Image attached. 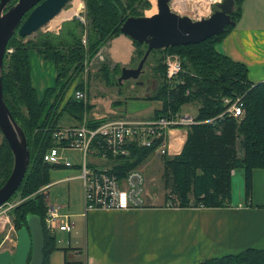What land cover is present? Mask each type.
<instances>
[{
  "label": "trees",
  "instance_id": "trees-1",
  "mask_svg": "<svg viewBox=\"0 0 264 264\" xmlns=\"http://www.w3.org/2000/svg\"><path fill=\"white\" fill-rule=\"evenodd\" d=\"M243 1L234 0L236 10L231 19L235 23L241 17ZM84 6L85 25L74 17L58 35L39 34L35 41L24 42V38L15 33L6 48L12 49V52L5 54L3 60V100L12 118L22 129L30 152L27 173L13 196L17 193L21 198L35 196L14 208L11 219L17 231L26 226L28 215H36L41 219L44 233L42 264H49L50 255L57 247L55 238L45 229L47 207L45 198L37 191L50 184V172L53 169H64L44 163L42 155L54 145L52 132L61 114L66 113L80 120L84 112L83 104L74 99H68L60 109L64 95L82 74L86 56L92 58L110 40L119 36L121 25L126 19L143 17L144 12L151 8V3L150 0H84ZM232 28L226 27L222 34L197 44L152 51L149 54L148 59L158 57L160 60L156 88L149 97H144L162 102L161 111L154 116L166 115L168 111L178 113L187 104L198 106L193 123L187 127L181 152L173 158H161L160 178L165 192L164 200L168 202L172 198L171 207L229 208L231 177L239 169L243 173L244 198L248 202L252 193V172L264 169V81L255 84L249 82L246 67L216 49ZM84 32L87 37L86 47L81 43ZM133 44L137 50L132 65H137L146 46L135 41ZM30 50L52 61L56 71V86L59 90L54 96L55 88L46 89L42 101L37 99L31 85L28 61ZM164 52L177 54L183 68V73L171 83L167 81L165 67L161 64ZM108 65H101L103 71H107ZM112 70L120 72L118 66ZM237 97H243L244 114L241 118L224 113L226 105L223 104V98L234 100ZM102 122L99 120L90 124L95 126ZM151 154L152 149L133 147L129 157L118 160L121 167L114 171L122 174L123 171L137 168ZM12 166L11 151L2 138L0 187L9 177ZM197 264H264V248H247L236 254H226Z\"/></svg>",
  "mask_w": 264,
  "mask_h": 264
},
{
  "label": "crops",
  "instance_id": "crops-1",
  "mask_svg": "<svg viewBox=\"0 0 264 264\" xmlns=\"http://www.w3.org/2000/svg\"><path fill=\"white\" fill-rule=\"evenodd\" d=\"M216 49L232 61L243 64L249 82L255 84L264 81V0L243 1L241 17ZM136 50L133 41L120 34L97 54L100 53L110 69L118 66L121 71L124 67L134 68L132 60ZM28 61L31 85L37 99L42 101L48 88H55V96L59 87L56 86L53 62L45 60L35 50L28 52ZM79 85H84L88 97L82 118L76 120L66 113L61 114L64 116L57 121L58 127L74 126L84 116L89 121L103 118L147 120L162 109V102L158 100L130 98V95L128 98L121 93L110 94V98L93 92L91 82L84 81L83 74L74 80L62 103L73 99L74 90ZM155 88L156 85H153L147 97ZM180 112L189 114L181 109ZM84 113H88V116ZM196 114L189 115L194 118ZM186 135L187 127L168 130L167 158L181 152ZM159 158L161 161L162 157ZM68 171L64 168L50 172L48 189L50 185L72 179L74 176H60ZM49 205L58 207L61 214L72 215L74 221L70 234L56 232L53 235L57 250L51 253L49 264H197L225 253L236 254L247 248H264V169L252 172L250 200L246 202L245 198H240L236 206L230 205L227 209H180L167 207V203L163 202L128 211H93L83 218L82 203L70 213H63L61 209L65 207L51 204L50 201ZM219 215L226 218L222 220L218 218ZM57 234L66 237L65 243L64 238L60 240ZM78 236L79 239L76 238ZM71 239L80 240L82 245H71ZM74 244H77L76 240ZM90 247L96 248L101 255L95 256Z\"/></svg>",
  "mask_w": 264,
  "mask_h": 264
},
{
  "label": "built area",
  "instance_id": "built-area-1",
  "mask_svg": "<svg viewBox=\"0 0 264 264\" xmlns=\"http://www.w3.org/2000/svg\"><path fill=\"white\" fill-rule=\"evenodd\" d=\"M221 1L197 0L198 9L194 11L190 0H169V8L180 16L197 21L208 18L215 4ZM190 11L194 14L191 15ZM78 18L84 23L82 18ZM163 63L169 83L183 73L181 60L177 55H167ZM72 98L84 107L87 105L86 91L75 90ZM242 98H223V104L226 105L224 113L241 118L244 114ZM221 117L220 115L219 118ZM90 122L96 121H89L84 116L74 126H56L52 132L54 145L42 155V161L48 165L73 168L78 172L77 178L82 185L83 218L93 211H128L147 207V181L144 173L137 167L118 174L114 171L121 167L118 160L129 157L133 147L152 149L157 157L166 156L168 130L188 127L193 123V118L189 114L168 111L166 115L153 116L147 120L103 118V122L95 126ZM67 151L79 153V165L69 162L65 157ZM12 207L10 201L0 207V231L1 225L8 222L6 216ZM44 224L51 236L56 232L70 234L74 229L73 216L59 213L58 207L47 209Z\"/></svg>",
  "mask_w": 264,
  "mask_h": 264
},
{
  "label": "water",
  "instance_id": "water-1",
  "mask_svg": "<svg viewBox=\"0 0 264 264\" xmlns=\"http://www.w3.org/2000/svg\"><path fill=\"white\" fill-rule=\"evenodd\" d=\"M0 0V133L6 141L13 166L5 183L0 187V207L8 202L21 185L30 163L27 139L3 100V60L11 37L17 33L26 38L42 29L55 18L71 0ZM157 13L150 17H130L121 25L120 32L146 46L135 68H122L118 85L128 80L138 81L145 62L152 51L197 44L222 34L226 27H234L231 15L236 10L234 0H222L215 4L208 18L197 21L180 16L169 8V0H156ZM13 253H0V264H42L44 233L41 219L36 215L26 217V226L16 232ZM30 260L28 262V259Z\"/></svg>",
  "mask_w": 264,
  "mask_h": 264
},
{
  "label": "rangeland",
  "instance_id": "rangeland-1",
  "mask_svg": "<svg viewBox=\"0 0 264 264\" xmlns=\"http://www.w3.org/2000/svg\"><path fill=\"white\" fill-rule=\"evenodd\" d=\"M150 3H151V8L144 12V16H146V17H150V16L154 15L155 13H157L156 0H150ZM79 5H81L80 8H79ZM75 10L77 12H74L69 19L63 21L59 25L60 27L58 26L59 29H57L58 28L57 27L55 29L50 30V29H47L46 26H44L42 29L38 30L37 32H35L31 36L24 38V42L26 40L35 41V39L38 37L39 34L58 35V33L59 32L61 33V31H62L61 29L64 28V26L67 23H69L70 21H72L73 19L76 18L80 21L78 16L84 20V23H82L81 21L80 22L85 25L86 20H85V15H84V13H85L84 0H71L70 3L67 4L66 7L61 12L75 11ZM83 39H85V43H83ZM81 43H82V46H84V47L87 46L86 32H84L82 37H81ZM8 50L12 51V49H7L6 55L10 54V52H8ZM167 55H177V54L164 52L162 54L161 64L164 65L163 61ZM100 56H101L100 53L93 55L92 58H90L91 56L87 55L86 59L83 63L82 74L84 77V81H86L88 83L91 82L93 92H98V94L100 92V93H102L100 95H104V96H107L110 98H111L110 94L116 95L118 93L125 94V96H127V97L130 95V98H139V97L144 98V97L149 95L153 85H157L158 74H159V72L157 71V66L160 62L158 57H150L148 59L147 63L144 65L143 73L138 79V81L143 82L142 86H137V84H136L137 81L128 80V81L123 82L122 85L120 87H118L117 86L118 85L117 78L120 76V72H116V73H113L111 75L113 70L110 69V65H108L107 71H103L104 69H102L103 66H101V65H106L107 62L103 61V59H101ZM135 67H136V65H134V68ZM155 68H156V70H155ZM152 69H154V71H152ZM104 72H105V75L103 74ZM81 87L75 88V90L85 91L84 85H82ZM87 100H88V98H87ZM65 103L61 104L60 109L65 105ZM181 111L182 112H188L191 116H193L194 114H196L197 105L196 104H187L181 108ZM86 115L88 116V113H86ZM61 116H64V115H61ZM1 140H2V135L0 134V142H1ZM239 155H240V153H239ZM65 157H67L69 159V162L72 163L73 165H79V162H80L79 153L74 152V151H67L65 153ZM138 168H140V170H142V172L144 173V175L146 177V181H147V198H146V201H147V204H163V202H164V203H167L168 206H173V203H172L173 199L172 198L168 202H165V200H164L165 192L163 191L162 182H161V178H160L161 177V171H162L160 158L157 157L156 155L151 154L143 163H141L138 166ZM61 169L62 168L53 169L51 171V173L54 170H61ZM66 170H69V171L66 173L60 174V176H69V177L74 176L72 179L65 180L64 182H61V183H56V184L50 185L49 189H48V185L43 186L37 191V193L39 195H42L45 198V205H46L47 209L49 207H51L49 205V201L51 204H56V205H60V206L65 207V208L61 209V211L63 213H70L74 210V208L79 207V205L81 206V203H82V185H81V181L77 178L78 172L76 170L74 171L73 168L66 169ZM48 197H49V199H48ZM29 198L33 199V198H35V196L32 195V196H29L27 198H21L19 193H17L10 200V203H11V205H13V207L7 213L6 218H8V222L6 221L1 225L0 253L4 252V251H7L9 253H13L15 251L16 240H17V238H16L17 230L15 229V227L12 223L11 213H12V210L14 208H16L21 203L27 201ZM240 198L244 200V180H243L242 170L239 169L235 172V175L232 176V178H231V198H230L229 205L236 206L237 201ZM69 205H71L70 208H68ZM139 218H141V217H139ZM218 218L223 220L226 218V216H220L219 215ZM79 228H80V226H79ZM57 236L60 240L62 238H64L58 234H57ZM76 238L79 239L80 237L78 236ZM77 239H74V240L71 239L70 244L81 246L82 245L81 241L77 240ZM75 240L77 241V244H74ZM65 241H66V237L64 238L63 243H65ZM90 250L93 254H95V256L101 255L100 251L96 250V248H94V247H90ZM228 253H230V252H228ZM225 254H227V253H225ZM203 261H205V260H203Z\"/></svg>",
  "mask_w": 264,
  "mask_h": 264
},
{
  "label": "bare ground",
  "instance_id": "bare-ground-1",
  "mask_svg": "<svg viewBox=\"0 0 264 264\" xmlns=\"http://www.w3.org/2000/svg\"><path fill=\"white\" fill-rule=\"evenodd\" d=\"M190 1L193 2L192 9H194V11L197 10L198 9L197 4H196L197 0H190ZM80 7H81V5H79V8ZM74 12H77V11L75 10V11L60 12L55 18H53L51 21L48 22V24L46 25L47 29H50L51 30V29L57 28L63 21L69 19ZM190 14L192 15V14H194V12L193 11H190ZM6 203H4V204H6Z\"/></svg>",
  "mask_w": 264,
  "mask_h": 264
}]
</instances>
